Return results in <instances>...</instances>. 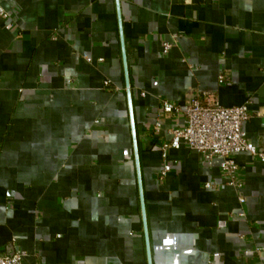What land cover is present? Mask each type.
<instances>
[{
  "label": "crops",
  "instance_id": "obj_1",
  "mask_svg": "<svg viewBox=\"0 0 264 264\" xmlns=\"http://www.w3.org/2000/svg\"><path fill=\"white\" fill-rule=\"evenodd\" d=\"M0 3V251L12 243L25 264H264V161L233 155L238 192L182 143L160 179L182 117L150 131L159 100L212 90L247 103L243 130L264 148V0Z\"/></svg>",
  "mask_w": 264,
  "mask_h": 264
},
{
  "label": "built area",
  "instance_id": "obj_2",
  "mask_svg": "<svg viewBox=\"0 0 264 264\" xmlns=\"http://www.w3.org/2000/svg\"><path fill=\"white\" fill-rule=\"evenodd\" d=\"M0 18H8V12L0 3ZM170 42L162 43V50L170 49ZM224 75H218V81H224ZM168 116L171 120L182 117L181 123H172L166 130L167 138L161 143L162 166L159 178L171 171V164L166 160L168 148L178 149L185 144L189 149L200 153L205 160L217 159L219 168L225 177V184L240 192L242 184L238 179V164L233 155L246 152L259 161H264V148L258 149L246 137L243 130L244 122L249 118L247 103L233 106H223L219 103L216 92L212 90L196 91L187 98L185 104H175L168 100H159L156 117L150 127L153 134L160 131L161 119ZM204 187L214 188L212 182H205ZM238 200L244 202V196L239 193ZM25 252L12 243L0 251V264H25ZM47 264V263H36Z\"/></svg>",
  "mask_w": 264,
  "mask_h": 264
},
{
  "label": "water",
  "instance_id": "obj_3",
  "mask_svg": "<svg viewBox=\"0 0 264 264\" xmlns=\"http://www.w3.org/2000/svg\"><path fill=\"white\" fill-rule=\"evenodd\" d=\"M121 48H122V58H123L125 82H126V87H127L126 94H127V101H128V111H129V121H130V129H131V137H132V145H133V154H134V161H135L136 171H137V179H138L139 197H140V204H141L143 227H144V232H145V236H146V223H145L144 206H143V198H142V192H141V187H140V177H139V167H138V149H137V142H136V132H135V128H134V121H133V114H132V107H131V96H130V91H129L127 68H126V61H125V55H124V51H123L122 41H121Z\"/></svg>",
  "mask_w": 264,
  "mask_h": 264
}]
</instances>
